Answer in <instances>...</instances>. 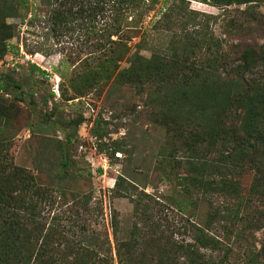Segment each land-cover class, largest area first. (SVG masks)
Here are the masks:
<instances>
[{
	"label": "rangeland",
	"instance_id": "rangeland-1",
	"mask_svg": "<svg viewBox=\"0 0 264 264\" xmlns=\"http://www.w3.org/2000/svg\"><path fill=\"white\" fill-rule=\"evenodd\" d=\"M31 1L34 11L22 20L14 16V0H0V23L5 20L16 25L12 47L7 53L0 52V81L8 86V91L0 89V104L5 107L0 114V156L6 166L27 168L39 185L56 190L54 207L45 212L44 221L55 234L50 238V247L55 250L58 264L64 260L59 252L70 246L99 248L100 257L109 259V264H119L115 236L124 240L136 223L141 227L134 203L143 196L142 191L158 195L166 204L165 219L183 232L193 213L191 207L179 210L168 203L173 190L180 188L178 179L168 173L185 175L188 165L182 156L187 154L173 148L178 144L175 127L163 121L162 115L175 116L178 109H185L181 118L187 124L198 116L196 106L211 105L210 111H214L216 98L225 94L197 80L185 87L182 71L172 68L169 79L148 82L144 89L117 80V73L108 78L103 73L101 82L90 86L87 77L79 79L89 73L85 63L94 62L89 49L80 53V42L76 40L79 32L55 37L52 27L45 25L43 14L31 25L29 18L38 12V3ZM237 2L216 6L213 0H159L138 23L129 41L131 53L152 57L158 64L168 61L173 52L185 54L186 47L192 49L190 62L208 66V53L196 47L190 25L177 22L166 26L158 22L170 4L188 19L204 23L207 32H213L226 50L232 46L235 57L239 55L236 48L244 44L264 45V2L252 8ZM151 4L148 0L145 7ZM159 50L169 54L163 56ZM119 65L127 67L129 61L125 58ZM56 80L60 82V94L52 91ZM204 87L207 91L199 94L197 89ZM19 96L23 99L18 100ZM80 116L84 121L76 125L74 121ZM70 137L72 141L67 145ZM66 146L71 160L68 169L74 175L61 178L57 172L65 168L62 148ZM222 172L230 174L228 170ZM252 178V172L242 177L245 189ZM199 208L204 214L208 207L203 203ZM252 233L255 250L250 259L244 257V248H238L225 264H264L257 253L264 229ZM176 237L190 240L186 231L176 233ZM155 245L152 241V252L146 254L151 264L160 259ZM141 250L138 257L142 256Z\"/></svg>",
	"mask_w": 264,
	"mask_h": 264
},
{
	"label": "trees",
	"instance_id": "trees-1",
	"mask_svg": "<svg viewBox=\"0 0 264 264\" xmlns=\"http://www.w3.org/2000/svg\"><path fill=\"white\" fill-rule=\"evenodd\" d=\"M146 1L36 0L38 12L28 21L33 25L43 14V21L52 27L53 36L79 32L76 40L80 42V53L89 49L94 60L92 64L85 63L89 73L79 79L87 77L90 86L99 84L103 73L107 78L117 73V80L144 89L148 82L169 79L172 68L182 71L185 87H191L197 80L202 86L218 87L225 94L216 98L214 111H210L211 105L202 104L204 99L200 98L202 105L194 110L198 120L190 119L187 124L181 118L185 109H178L175 116L162 115L163 121L175 127L178 144L173 148L187 154L182 155L187 159L184 162L188 165L186 174L168 173L178 179L180 186L173 190L168 203L179 210L186 206L192 208L188 225L184 226L190 240L176 237V233L184 232L165 219L166 204L159 196H149L142 191L143 196L134 203L141 227L136 223L124 240L115 236L118 263L151 264L146 254L152 252V241L160 253L156 264H225L238 248H244V257L250 259L255 250L252 232L264 229V45L244 44L236 48L239 55L235 57L232 46L226 50L213 32H207L204 23L188 19L187 14L178 12L170 4L158 22L163 21L166 26L177 22L190 25L196 47L208 53V66L190 62L192 49L186 48L187 45L183 47L185 54L173 52L168 61L156 64L152 57L131 53L129 47L138 23L159 0H149L151 6L145 7ZM213 1L216 6L234 3V0ZM14 2V16L22 20L34 11L31 0ZM258 2L264 0H239L237 3L249 4L248 8H252L255 6L251 5H258ZM15 28L16 25L5 20L0 23L1 53H7L12 47L10 41L15 37ZM161 53L163 56L169 54ZM125 58L129 66L120 68L119 62ZM0 89L8 91V86L0 81ZM204 89L207 88H199L197 92L204 94L207 91ZM4 109L0 104V114ZM83 121L80 116L74 123L80 125ZM71 141L70 137L66 144ZM62 151L66 159L65 168L57 172L61 178L74 175L68 169L71 161L68 146ZM249 172L253 173V178L245 189L242 177ZM132 187L138 188L134 184ZM55 191L39 185L36 176L27 168L6 166L0 156V264L59 263L55 250L50 247V238L55 234H51L44 221L45 212L49 213L54 207ZM244 193L248 195L246 199L242 197ZM185 197L188 200H184ZM203 203L208 208L201 214L199 207ZM139 248L143 251L140 257L137 256ZM59 253L64 259L60 264H109V259L100 257L99 248L70 246ZM257 253L264 258V239Z\"/></svg>",
	"mask_w": 264,
	"mask_h": 264
},
{
	"label": "built area",
	"instance_id": "built-area-1",
	"mask_svg": "<svg viewBox=\"0 0 264 264\" xmlns=\"http://www.w3.org/2000/svg\"><path fill=\"white\" fill-rule=\"evenodd\" d=\"M59 80H56V83L54 84V87L52 89V91L56 94H60V90H59Z\"/></svg>",
	"mask_w": 264,
	"mask_h": 264
}]
</instances>
